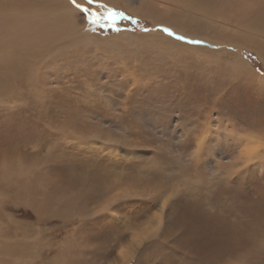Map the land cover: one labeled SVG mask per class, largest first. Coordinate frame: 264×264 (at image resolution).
Here are the masks:
<instances>
[{
  "label": "rangeland",
  "instance_id": "rangeland-1",
  "mask_svg": "<svg viewBox=\"0 0 264 264\" xmlns=\"http://www.w3.org/2000/svg\"><path fill=\"white\" fill-rule=\"evenodd\" d=\"M109 4L0 0V264H264V0Z\"/></svg>",
  "mask_w": 264,
  "mask_h": 264
},
{
  "label": "snow or ice",
  "instance_id": "snow-or-ice-1",
  "mask_svg": "<svg viewBox=\"0 0 264 264\" xmlns=\"http://www.w3.org/2000/svg\"><path fill=\"white\" fill-rule=\"evenodd\" d=\"M69 3L78 13L79 17L92 27V30H111L119 33L122 30H127L119 26L122 21H129L132 24L137 23V21L131 15L126 14L125 11L111 6L109 0H69ZM162 30L169 36L175 35V33L171 32L168 28H163ZM145 31H147V29H145ZM177 38L180 40L186 39L184 36H178ZM187 42L190 44L200 43L198 40H188ZM45 143H51V141H45ZM55 151L58 152L59 148H56ZM154 206H158V201ZM101 212L106 216L118 217L121 222L127 219L125 216L126 205L120 198L111 201L108 206L101 209ZM122 238L127 239V236ZM232 255V253H225L221 259L227 262Z\"/></svg>",
  "mask_w": 264,
  "mask_h": 264
},
{
  "label": "bare ground",
  "instance_id": "bare-ground-1",
  "mask_svg": "<svg viewBox=\"0 0 264 264\" xmlns=\"http://www.w3.org/2000/svg\"><path fill=\"white\" fill-rule=\"evenodd\" d=\"M143 2V1H142ZM145 3V2H144ZM137 0H124V5L128 6L133 12L135 13H140L142 12L140 8L136 7ZM139 4V3H138ZM143 5V4H142ZM144 6V5H143ZM146 7H148L146 5ZM149 8V7H148ZM152 8V7H151ZM148 10V9H147ZM152 10V9H151ZM143 13V12H142ZM147 13V12H145ZM151 13V12H150ZM153 14V13H152ZM65 15L58 16L56 20L52 22L46 21V23L41 22L40 24L37 25L36 28L39 27V32L38 29L36 30V34L34 38H37L38 40L41 38H44L46 35L56 32L55 35H59L58 33L67 30L69 28V20L67 18H64ZM160 34V33H159ZM42 36V37H41ZM32 38V37H31ZM236 60V59H235ZM257 148L254 149H247L246 155H249L251 157V154L256 153ZM251 153V154H250ZM248 157V158H249ZM247 159V158H246ZM248 162V161H247ZM239 251V250H238ZM202 264V263H201Z\"/></svg>",
  "mask_w": 264,
  "mask_h": 264
}]
</instances>
